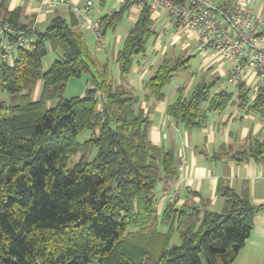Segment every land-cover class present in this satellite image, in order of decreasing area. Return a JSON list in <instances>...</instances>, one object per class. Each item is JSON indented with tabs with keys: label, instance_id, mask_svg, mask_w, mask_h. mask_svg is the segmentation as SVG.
<instances>
[{
	"label": "trees",
	"instance_id": "obj_1",
	"mask_svg": "<svg viewBox=\"0 0 264 264\" xmlns=\"http://www.w3.org/2000/svg\"><path fill=\"white\" fill-rule=\"evenodd\" d=\"M3 4L0 27H10L6 35L15 43L27 28L19 24L20 9ZM128 7L101 18V35L115 29ZM29 35L28 47L0 63V264H233L264 205L252 206L246 194L220 184V213L205 203L178 208L174 200L159 212L155 190L162 184L165 194L177 178L175 153L150 143L137 97L116 84L108 62L90 53L74 15L56 16ZM154 36L144 9L116 55L121 78ZM49 51L58 57L44 71ZM190 60L163 58L145 84L150 96L162 101L166 85L189 70ZM82 74L88 76L83 96L62 98L69 80ZM217 81L197 85L185 98L179 89L167 114L186 131L201 129L206 112L232 104L233 93L211 92ZM250 94L236 87L238 108L264 118V89L253 101ZM83 131L90 138L79 142ZM225 156L264 164V139Z\"/></svg>",
	"mask_w": 264,
	"mask_h": 264
},
{
	"label": "crops",
	"instance_id": "obj_2",
	"mask_svg": "<svg viewBox=\"0 0 264 264\" xmlns=\"http://www.w3.org/2000/svg\"><path fill=\"white\" fill-rule=\"evenodd\" d=\"M49 1L4 0L3 6L7 11L20 9L19 24L33 31L41 32L52 18L60 16L68 20L70 15H74L67 7L50 6ZM64 1L71 6H81L79 0ZM107 2L112 4L108 13L103 12V7ZM253 2L255 3L256 0H248V5L252 8ZM119 10H115L112 1L99 2L88 15V19L91 20L90 16H95L94 21H100L102 17L109 16ZM126 13L131 27L122 34L120 30L116 33V29L115 32H112V47H109V39L103 40V35H100V39L97 40L92 32L84 28V24L75 15L74 17L82 32H89L91 38L95 37L93 56L100 63L108 62L109 66L114 64L116 74L112 76L116 84L123 85L137 97L136 109L140 110L148 119V140L150 143L164 149H172L175 153L177 178L170 183L165 194L162 184L157 185L155 194L159 200L158 211L163 209L170 201L172 192L176 191L174 199L176 207L205 203L209 211L220 213L224 207V200L217 191L220 184L227 186L238 195L246 194L252 206L264 205V164L252 159L243 163H235L225 156L228 151L246 150L254 140L264 139V118L238 108L235 89L226 88L228 92L234 94L232 104L220 113L206 112L204 126L201 129L186 131L167 114L168 106L178 99L179 89L184 90L183 98L188 97L197 85L208 84L227 73L229 65L210 61L200 66L203 60L201 57L198 70L203 74L198 83H189L186 87L178 86L175 90L165 88L164 99L162 101L155 100L150 96L145 84L153 76L159 63L163 58L191 57L192 60L197 54L194 50L195 42L189 34L177 33L164 25L151 23L155 36L150 42L149 52L146 51L143 56L135 57L129 74L121 78L115 61L116 55L121 49L120 45L124 38L141 14L135 4H129ZM256 13L263 16V4ZM107 47L109 48L107 49ZM208 74L211 79L206 83L205 79ZM40 89L41 82H38L33 92L34 100L38 98ZM219 91L215 85L211 92ZM206 108L207 105H204L203 109ZM190 198H192L191 203ZM238 261L245 262V264H264V212L257 213L253 217L252 231L233 264H238Z\"/></svg>",
	"mask_w": 264,
	"mask_h": 264
},
{
	"label": "built area",
	"instance_id": "obj_3",
	"mask_svg": "<svg viewBox=\"0 0 264 264\" xmlns=\"http://www.w3.org/2000/svg\"><path fill=\"white\" fill-rule=\"evenodd\" d=\"M80 7L71 6L64 0H50V6L70 9L84 28L100 39L99 20H90L88 15L99 2L112 1L115 10L125 4H135L144 9L153 25L161 24L177 33L192 36L194 50L203 60L200 66L210 61L228 64L227 73L217 81L218 90L228 87H244L250 91L253 101L259 90L264 89V17L248 5V0H79ZM6 32L10 27H0V63L12 62L18 48H26L33 41L32 29L17 33L11 43ZM27 32L29 34H27ZM93 88V86H89ZM101 99V97L98 95ZM101 109V104L98 105ZM176 191L169 198H176ZM192 198H190V203Z\"/></svg>",
	"mask_w": 264,
	"mask_h": 264
},
{
	"label": "rangeland",
	"instance_id": "obj_4",
	"mask_svg": "<svg viewBox=\"0 0 264 264\" xmlns=\"http://www.w3.org/2000/svg\"><path fill=\"white\" fill-rule=\"evenodd\" d=\"M236 1V0H233ZM254 3V2H253ZM263 4V0H256V2L253 5L254 11L257 12L258 8ZM112 4L110 2H107L105 4V6L103 7V12L108 13V10L111 9ZM91 20H95V16H90ZM128 14L125 13L120 21V23L116 26V33L117 31H121V34L125 31H127L130 27L131 24L128 22ZM115 29H108L105 34H103V40L109 39L110 40V46L112 47V38H111V34L112 32H115ZM85 40H86V44L89 47V51L90 53L93 55V51H94V45L93 42L95 41V37L91 38V33L89 32H83ZM125 37V36H124ZM153 39H149L148 42L146 43V51L149 52L150 50V42ZM122 47V45H120ZM107 47V49L109 48ZM145 51V52H146ZM57 54L56 53H51L50 51L47 53V55L44 57V59L42 60V69L44 71H46L49 66L51 65V63L57 59ZM109 57V56H108ZM140 57V56H137ZM98 58V57H97ZM100 59V58H99ZM201 56L199 54H196L191 62H190V68L187 72L184 73H180L176 76H174L170 82L166 85V89L168 90L169 88L172 90H175L176 87L180 86V87H186L189 85V83H198L200 76L203 74L201 71L198 70L199 67V63H200ZM105 61V60H104ZM109 64V63H108ZM110 69L112 72V75L114 76L116 74V67L113 64H110ZM205 74V73H204ZM214 78V77H213ZM220 78V77H219ZM218 78V79H219ZM88 79V76L86 74H82L80 77L78 78H71L68 82V84L66 85V88L64 89L63 93H62V98L65 99H70L72 97H81L83 96L85 90H86V81ZM210 76L209 74L207 75L205 81L206 83H208V81L210 80ZM229 89H236L235 87H228ZM2 97H6L5 95H1ZM34 99V98H33ZM6 100V99H5ZM90 132L88 131H83L82 133H80L78 135L77 140L79 142H83L87 139L90 138ZM79 154L74 156L69 164V167L73 166L74 163L77 162V160L79 159ZM157 190V188H156ZM155 190V193H156ZM178 243V236L177 234H174L173 238H172V244H177ZM238 264H245V262H241L238 261Z\"/></svg>",
	"mask_w": 264,
	"mask_h": 264
}]
</instances>
